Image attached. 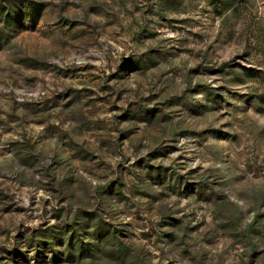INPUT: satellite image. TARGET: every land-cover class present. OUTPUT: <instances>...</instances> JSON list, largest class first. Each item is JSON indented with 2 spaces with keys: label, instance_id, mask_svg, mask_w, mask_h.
Segmentation results:
<instances>
[{
  "label": "rangeland",
  "instance_id": "obj_1",
  "mask_svg": "<svg viewBox=\"0 0 264 264\" xmlns=\"http://www.w3.org/2000/svg\"><path fill=\"white\" fill-rule=\"evenodd\" d=\"M0 264H264V0H0Z\"/></svg>",
  "mask_w": 264,
  "mask_h": 264
}]
</instances>
